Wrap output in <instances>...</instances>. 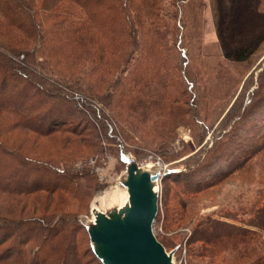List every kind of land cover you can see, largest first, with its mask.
<instances>
[{
    "label": "rangeland",
    "instance_id": "1",
    "mask_svg": "<svg viewBox=\"0 0 264 264\" xmlns=\"http://www.w3.org/2000/svg\"><path fill=\"white\" fill-rule=\"evenodd\" d=\"M224 4L221 0H184V27H178L177 18V35L170 40L171 50L155 62V67H151L153 59L146 62L142 43L134 40L126 55L131 61L107 68L102 85L88 79L86 86L80 79V83H61L53 88L74 96L73 101H66L72 109L67 114L82 124L90 121L91 129L98 135L96 146L90 151L81 145L89 135H82L66 147L64 143L65 148L59 152L61 159L55 161L74 171L82 186L76 190L74 183L72 192L66 193L42 191L47 204L35 211L28 208L22 211L24 215L19 208L23 197L14 196L10 210H14L11 216L16 221L38 217L47 228L64 220L68 239L67 245L60 247L67 248L66 264H102L91 249L79 216L89 213L94 194L114 183L124 168L120 145L123 153L131 152L140 165L176 169L161 180L154 230L168 250L178 246V259L187 264H249L254 258L251 250L258 248L256 252H260L264 248V231L257 227L262 219L253 208L264 189V0L262 4L254 0L253 17L246 25L236 23L232 31L225 22ZM47 12L41 9L42 21ZM164 29H169L172 36V27L166 25ZM179 46L186 48V58L182 59ZM145 63L153 69L151 73L169 80L146 81L131 103L134 110L125 105L126 115L119 119L115 116L118 102L115 96L110 98L108 90L115 89L116 78L127 74L131 78L135 72L132 69L137 71ZM123 66H130L128 73H124ZM47 76L59 81L58 74L52 71ZM190 80L194 82L191 87ZM150 98L161 100V111L146 109L144 103ZM79 113L85 116L77 118ZM217 171L223 172L224 177L213 179ZM70 176L51 177L46 182H62ZM3 211L0 203V216L5 214ZM241 228L259 234L246 245L223 240L227 248L215 255H211L202 239L191 244L188 241L190 237H206L217 242L215 236L223 231L243 232ZM26 234L24 229L12 234L0 228V251L9 248L8 254L2 252L6 259L0 264L33 262L38 246L23 243ZM30 234L40 242L52 238L44 231ZM3 236L8 237L4 242ZM242 252H246L244 256Z\"/></svg>",
    "mask_w": 264,
    "mask_h": 264
},
{
    "label": "trees",
    "instance_id": "2",
    "mask_svg": "<svg viewBox=\"0 0 264 264\" xmlns=\"http://www.w3.org/2000/svg\"><path fill=\"white\" fill-rule=\"evenodd\" d=\"M221 1H225L224 18L231 31L236 23L246 25L255 14L254 0ZM182 3L184 0H0V203L5 209V214L0 216V228L12 234L22 229L27 232L23 243L32 242L38 246L31 264H66L67 248L60 244L68 239V224L62 220L47 228L38 217L16 221L11 216L14 210H10L14 196L23 197L19 208L20 214L24 215L22 211L28 208L35 211L42 207L41 204H47L42 191L72 192L75 184L74 189L78 190L82 185L76 181L74 171L70 172L55 161L61 159L59 152L62 149L82 135L90 137L81 142L85 151L96 146L95 138L98 137L91 129L90 121L85 120L82 124L81 120L67 114L72 109L66 101H73L74 96L53 88L61 83L77 84L80 79L86 86L88 79L102 85L107 68L131 61L126 55L134 40L142 43L146 62L153 59L151 67H155V62L171 50L170 40L177 35V18L178 27H184ZM41 9L48 11L45 21L40 18ZM166 25L172 27V36H169V29H164ZM179 48L182 59L186 58V48ZM148 66L145 63L137 71L132 69L135 72L131 78L124 75L126 81L124 76L116 78L115 89L108 90L110 98L115 96L118 102L115 116L119 119L126 115L127 107L134 110L131 103L146 81L169 80L151 73L153 69ZM123 67L124 73L130 69V66ZM48 71L58 74L59 81L47 76ZM190 81L191 87L194 82ZM138 85H141L140 89ZM75 98L83 100L82 97ZM156 101L147 99L144 106L151 112H158L161 100L157 98ZM83 116L79 113L77 118ZM98 117L105 119L100 114ZM123 152L120 145L119 154ZM217 173L213 179L224 177L223 172ZM66 174L71 175L66 181L46 182L48 178ZM260 191L253 208L254 214L262 219L257 227L264 231V189ZM240 230L243 232L223 231L215 236L217 242L206 237L195 240L190 237L188 241L191 244L202 239L210 247L207 250L211 255H215L227 248L223 240L231 239L236 245H246L259 234L256 230ZM38 231H44L51 240H56L37 241L30 233ZM7 238L3 236V242ZM257 249L251 250L254 258L249 264H264V248L260 252H256ZM4 250L8 254L9 248ZM4 250L0 251V262L6 259L2 254Z\"/></svg>",
    "mask_w": 264,
    "mask_h": 264
},
{
    "label": "water",
    "instance_id": "3",
    "mask_svg": "<svg viewBox=\"0 0 264 264\" xmlns=\"http://www.w3.org/2000/svg\"><path fill=\"white\" fill-rule=\"evenodd\" d=\"M114 183L96 192L89 213L79 216L93 252L103 264H175L177 247L168 250L154 224L161 180L176 169L140 165L131 152Z\"/></svg>",
    "mask_w": 264,
    "mask_h": 264
},
{
    "label": "built area",
    "instance_id": "4",
    "mask_svg": "<svg viewBox=\"0 0 264 264\" xmlns=\"http://www.w3.org/2000/svg\"><path fill=\"white\" fill-rule=\"evenodd\" d=\"M175 264H187L185 261L183 262L182 259H176V263Z\"/></svg>",
    "mask_w": 264,
    "mask_h": 264
},
{
    "label": "bare ground",
    "instance_id": "5",
    "mask_svg": "<svg viewBox=\"0 0 264 264\" xmlns=\"http://www.w3.org/2000/svg\"><path fill=\"white\" fill-rule=\"evenodd\" d=\"M149 166H151V164H148Z\"/></svg>",
    "mask_w": 264,
    "mask_h": 264
}]
</instances>
